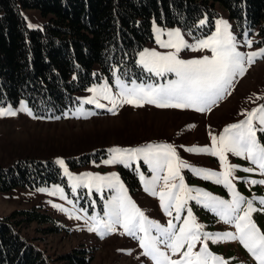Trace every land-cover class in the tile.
I'll return each mask as SVG.
<instances>
[{"label":"snow or ice","instance_id":"obj_1","mask_svg":"<svg viewBox=\"0 0 264 264\" xmlns=\"http://www.w3.org/2000/svg\"><path fill=\"white\" fill-rule=\"evenodd\" d=\"M206 22V19H201L198 27L204 26ZM153 28L156 43L161 48L171 51L161 53L145 48L138 53L139 59L136 60V64L150 76L163 77L167 73H173L176 78L168 80L167 83L155 84L143 81L138 83L136 79L125 82L117 76L115 84L119 90L115 95L111 93L107 84L98 85L87 90L94 95L82 99L81 104H94L96 108H104L105 105L100 103L98 98L102 97L112 104L108 111L113 114L114 109L122 104L134 107L152 104L158 108L210 112L219 101L231 94L229 90L234 87L237 77H243L257 60L264 59V47L249 52L238 50L241 43L252 48L254 42L248 37L247 32L244 34L243 42L238 40L230 31L228 22L224 20L215 21V30L211 34L193 37L195 43H188L179 28L166 32L157 28L155 24ZM162 35H166L167 39H162ZM182 50H208L211 56L182 59L179 55ZM253 97H249L250 102L264 100V96L255 93ZM18 112L33 116L24 100L19 102L18 108L11 104L0 105V117H14ZM239 115L243 119L226 125L218 135L210 133L211 146H193L186 149L195 154H207L218 158L220 171L193 167L181 159L175 146L169 143H148L130 148L112 147L107 150L109 158L102 161L104 164L122 165L125 168L135 166L134 170L144 191L156 197L164 214L172 217L166 226L150 219L137 206L116 172L107 175L90 172L73 175L65 167L64 160L59 158L55 162L67 176L72 193L75 194L78 188H85L89 196L93 191L101 193L104 190H110L115 194L105 200L102 215L95 211L89 215L88 207L74 211L57 204H53V207L66 213L69 218L84 219L87 231L96 233L100 238L122 229L120 234L138 241V246L142 249L141 255L149 258L152 264H227L223 257L209 250L208 241L213 244L238 241L257 264H264V232L253 219V213L264 211V196L245 197L237 191L234 183L243 180L246 185H264V179L236 175V172L240 171L264 176V143L257 135L264 134V103L250 110H241ZM55 119L60 117L57 116ZM228 154L246 160L251 166L241 167L229 163ZM141 161L151 173L150 177H146L140 170ZM182 169H188L194 176L205 181L222 185L231 199L226 200L202 188L187 185L181 175ZM38 191L48 192L52 196L59 195L61 200L73 203L68 200L64 189L59 185H55L52 190L40 188ZM189 201H194L196 205L214 213L224 224L233 226L235 231L223 233L204 231L205 226L197 222L192 208L188 206ZM89 207L94 209L96 202L91 201ZM76 212H83L84 216ZM182 212H186V215L182 216ZM197 243L200 247L194 251ZM177 254L178 258L173 259L172 257Z\"/></svg>","mask_w":264,"mask_h":264},{"label":"rangeland","instance_id":"obj_2","mask_svg":"<svg viewBox=\"0 0 264 264\" xmlns=\"http://www.w3.org/2000/svg\"><path fill=\"white\" fill-rule=\"evenodd\" d=\"M215 8L218 12L215 21H227L230 25V31L241 42L244 40L245 32L248 33V37L254 42L252 48H248L241 43L238 50L249 52L264 47V45L256 43L255 30L252 32L246 28L241 30L230 20L227 11L219 3L216 2ZM20 13L29 29L42 28L51 16H43L36 8L24 9L21 7ZM154 24L165 32L179 28L188 43H195L193 37L196 36L189 34L181 27H161L153 20L151 27L152 41L148 42L137 52L136 60L139 59L138 53L145 48L154 49L161 53L171 51V49L161 48L156 43ZM29 25L34 27H29ZM214 30L215 23L212 31ZM211 32L198 37L207 36ZM161 38L167 39L166 35H162ZM179 55L182 59H193L205 55L211 56V52L208 50H182ZM97 70L98 67L95 66L94 72ZM111 73L110 79L102 78L100 82L93 83L85 89L76 92L75 98L77 102L74 106L66 109L62 115H58L60 119L48 116L33 118L38 116L34 114L29 116L25 112H18L14 117H0V166L6 167L14 160L22 158L52 160L56 164L55 161L58 158L63 159L65 162L67 158L78 157L85 153H95L97 158L90 161L86 166L70 169L65 162V167L73 175L89 172L107 175L116 172L137 206L150 219L166 226L167 221L172 219V217L164 214L156 197L144 191L139 176L134 170L135 166L130 168L137 176L138 188L136 191H131L118 169L122 165H106L102 162L109 158L107 150L112 147L130 148L143 146L148 143H169L175 146L180 158L193 167L220 171L218 158L207 154H195L186 151V149L193 146H211L210 133L218 135L226 125L243 119L239 115L241 110H250L258 104L264 103V100H258L255 103L249 101V97H253L254 93L264 96V59L257 60L256 63L248 68L243 77H237L234 87L229 90L231 94L226 95L225 99L219 101L210 112H197L193 109L158 108L152 104H144L141 107L122 104L114 109L115 114H113L108 111L112 104L102 97L98 98L100 103L105 105L104 108H96L94 104H81L80 101L82 99L90 98L94 95L87 90L98 85L107 84L113 95L118 92L119 89L115 84V80L119 76L117 69L114 68ZM175 78L173 73H167L163 77L151 76V79L143 82L163 84ZM254 99L255 97H253ZM19 102L11 105L14 108H18ZM7 105L9 104L2 106ZM257 135L261 138V142L264 143V134L257 133ZM228 160L229 163L237 164L241 167L251 166L246 160L231 154H228ZM56 165L59 166L58 164ZM60 170V173L65 178V184L54 183L36 188L16 187L6 192H0V217L8 216L14 210L30 208H37L49 215L52 220L47 225H39L36 222L29 224L23 222L17 228V231L24 239L43 251L45 256L50 259L51 264H65L61 257L71 253L74 249H84V255L90 259L89 264H152L149 258L141 255L142 249L139 248L138 241L127 235L120 234L122 229L100 238L96 233L87 231L84 219L69 218L66 213L53 207V204H57L73 211L88 207L89 215L93 211L102 215L105 200L115 194L110 190H104L101 193L93 191L89 196L87 194L88 190L85 188H78L74 194L71 191L67 176L63 173V169L60 168ZM140 170L144 172L146 177L151 176L147 166L142 161L140 162ZM181 175H183L185 183L189 186L202 188L226 200L231 199V196L222 185L194 176L188 169H182ZM236 175L251 179H264V176H260L258 173L246 174L237 171ZM234 183L237 191L245 197L251 198L253 195L264 196V185H246L243 180L234 181ZM55 185H59L64 189L65 196L68 200L73 201L72 204L67 203L66 200H61L59 195L52 196L48 192L38 191L40 188L52 190ZM93 200L96 202L94 209L89 207ZM188 206L192 208L197 222L205 226L204 231L210 233L235 231L233 226L224 224L214 213L196 205L194 201H189ZM76 214L84 216L83 212H76ZM174 215L175 213L173 212ZM181 215H186V212H182ZM253 219L261 231L264 232V211L253 213ZM174 223L179 224L180 222L174 221ZM48 227H56L58 232H47ZM207 243L209 250L223 257L227 264H257L256 260L238 241H222L215 244L208 241ZM199 247L200 244L197 243L194 251L198 250ZM178 255L172 258L177 259Z\"/></svg>","mask_w":264,"mask_h":264},{"label":"trees","instance_id":"obj_3","mask_svg":"<svg viewBox=\"0 0 264 264\" xmlns=\"http://www.w3.org/2000/svg\"><path fill=\"white\" fill-rule=\"evenodd\" d=\"M216 2L235 26L255 30L256 43L264 45V0H0V105L23 99L35 116L56 117L75 105L76 92L110 79L114 68L126 81L149 80L135 57L152 41V21L181 27L196 37L206 35L218 16ZM21 7L51 16L42 28L29 29ZM202 18L207 22L198 27ZM96 158L95 153H85L65 162L77 169ZM118 169L129 189L136 191L132 168ZM60 172L52 160L17 159L0 166V192L65 184ZM51 220L37 208L0 217V264H51L17 231L23 222L47 225ZM84 254V249H74L61 258L65 264H89Z\"/></svg>","mask_w":264,"mask_h":264}]
</instances>
